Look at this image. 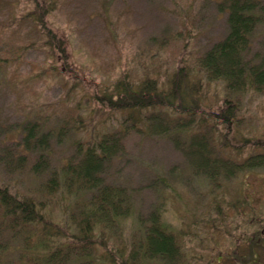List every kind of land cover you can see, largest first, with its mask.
I'll use <instances>...</instances> for the list:
<instances>
[{"label":"rangeland","instance_id":"obj_1","mask_svg":"<svg viewBox=\"0 0 264 264\" xmlns=\"http://www.w3.org/2000/svg\"><path fill=\"white\" fill-rule=\"evenodd\" d=\"M219 1L0 0V56L9 60L0 77L1 186L20 199H34L60 227L67 228V208L88 199L92 192L71 196L57 189L50 193L48 183L61 175L64 163L76 154L82 144L78 136L88 137L101 123L109 130L121 125L92 98L96 92L98 98L111 93L120 79L133 83L157 79L164 85L183 67L201 84L202 116L217 120V114L227 110L229 95L222 80H209L200 73L196 59L227 34V15L219 9ZM48 28L67 42L68 59L48 44ZM262 57L264 24L254 33L247 55L257 61ZM78 116L85 120V128L77 135L70 131L63 140L51 136L49 161H42L36 173V164L43 157L39 151L26 152L20 146L23 126L39 119L57 132L67 118L80 125ZM240 116L239 123L230 125L231 130L210 125L200 134L208 131L209 139L223 140L230 135L235 142L225 153L231 157H239L234 150L242 149L244 157L256 150L264 152V143L256 145L257 139L264 142V97H245ZM131 126L129 122L121 127L126 133L125 152L115 159L106 180L128 189L133 215L108 229L101 239L96 230L93 244L73 243L65 248L69 253L64 264H86L88 256L93 264H114L103 262L106 255L121 259V251L141 235V218L147 221L155 207L161 208L164 221L180 235L185 264L241 263L235 259L248 264L247 259L241 260L249 255L245 238L264 231V169L243 170L219 187L195 173L175 139L169 137L173 129L159 134L156 130L139 132ZM178 139L187 142L189 136ZM3 213L0 205V264H21L25 234L12 227ZM255 231L259 233L252 234ZM259 238L264 247V236ZM84 251L88 255L78 260ZM260 255L259 261L264 263V254Z\"/></svg>","mask_w":264,"mask_h":264},{"label":"trees","instance_id":"obj_2","mask_svg":"<svg viewBox=\"0 0 264 264\" xmlns=\"http://www.w3.org/2000/svg\"><path fill=\"white\" fill-rule=\"evenodd\" d=\"M217 4L221 12H226L227 34L196 60L200 73L207 79L223 81L229 95L226 97L228 107L225 113L217 114L216 122L202 116L205 108L198 93L201 84L191 78L190 72L183 67L175 71L164 85H160L157 79H147L142 83L120 79L114 84L111 93L105 92L101 98H98V92L93 94L92 98L100 102L99 107L108 109L112 119L117 118L121 125L109 130L101 123L102 127L94 130L88 137L78 136L82 144L77 147L76 154L64 163L61 175L48 183L50 193L57 189H62L71 196L92 192L88 199L67 208L70 213L66 215L67 228L63 224L60 227L59 223L43 212L34 199L27 196L20 199L10 193L7 186L0 184L3 218L9 220L17 231L22 230L26 237L20 253L21 264L68 263L65 260L68 259L69 251H65V248L70 249L73 243L93 244L97 242L93 236L96 230L101 239L108 229L118 227L133 215V199L128 189L106 180L115 159L125 152L126 133L121 128L125 123L130 122L131 128L145 133L156 130L159 134H168L173 129V135L170 134L169 137L175 139L176 147L186 155L195 173L219 187L225 179L235 178L243 170L264 169L263 151L256 150L244 157L240 152L242 149L239 152L234 150L239 157H231L225 153L230 148L229 145L235 142L230 135L223 140L215 136L209 139L208 131L200 134V130L210 128V125L215 129L216 125L221 124L231 130L230 125L241 120L244 98L249 95L264 97V57L260 61L247 58L252 48V37L257 28L264 24V0H220ZM47 30L45 35L48 44L68 59L67 42L51 28ZM8 63V58L0 56V77ZM78 117L81 119L80 125L67 118L57 132L51 131L54 129L47 128L46 123L42 124L39 119L28 121L23 126L20 146L26 152L39 151L43 157L36 164V173L40 172L42 161H49L47 143L51 136L63 140L70 131L77 135V132L85 128V120ZM183 134L189 136L187 142L179 141L178 138ZM257 141L258 146L264 143L262 140ZM18 160L21 161V157ZM215 208L220 216V205L216 204ZM241 211L240 209L241 215H246ZM140 227L139 239L133 240L121 251V259L110 253L103 262L185 264L186 251L183 255L180 235L164 221L161 208L155 207L147 221L141 218ZM258 233L259 231H255L252 234ZM260 235L263 237L264 231L252 238H245V242L250 244L249 255L242 256L241 260L247 259L250 264H264L259 261L260 253L264 254V247L258 241ZM101 245L106 247L105 243ZM0 251L3 252L1 247ZM84 253L80 259L77 256V259L82 260L88 255L87 251ZM87 259L89 261L86 264H93L92 258L88 256ZM220 259L218 255L216 261ZM235 260L244 264L240 259Z\"/></svg>","mask_w":264,"mask_h":264}]
</instances>
